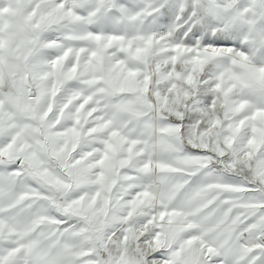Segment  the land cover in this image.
I'll return each mask as SVG.
<instances>
[{
	"label": "snow or ice",
	"instance_id": "obj_1",
	"mask_svg": "<svg viewBox=\"0 0 264 264\" xmlns=\"http://www.w3.org/2000/svg\"><path fill=\"white\" fill-rule=\"evenodd\" d=\"M0 264H264V0H0Z\"/></svg>",
	"mask_w": 264,
	"mask_h": 264
}]
</instances>
